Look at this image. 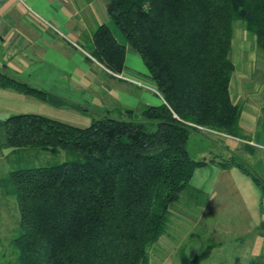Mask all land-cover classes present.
Returning a JSON list of instances; mask_svg holds the SVG:
<instances>
[{
	"label": "trees",
	"instance_id": "1",
	"mask_svg": "<svg viewBox=\"0 0 264 264\" xmlns=\"http://www.w3.org/2000/svg\"><path fill=\"white\" fill-rule=\"evenodd\" d=\"M110 4V20L126 43L102 25L93 36V57L121 74L131 47L164 103L124 109L117 117L107 111L84 128L37 114L11 115L0 123V149L75 156L53 166L17 168L0 179L20 214L12 242L15 264H151L150 249L168 235L171 209L190 189L194 171L208 164L191 156V133L247 139L242 107L230 94L233 42L240 23L264 57V0ZM0 87L57 107L66 104L2 71ZM220 165L240 169L264 197V181L243 156L231 154ZM211 250L183 252L180 264H201Z\"/></svg>",
	"mask_w": 264,
	"mask_h": 264
},
{
	"label": "crops",
	"instance_id": "2",
	"mask_svg": "<svg viewBox=\"0 0 264 264\" xmlns=\"http://www.w3.org/2000/svg\"><path fill=\"white\" fill-rule=\"evenodd\" d=\"M109 5L110 0H0V71L46 90L66 103L57 107L0 87V123L11 115L37 114L84 128L107 111L120 115L124 109L141 110L164 103L153 88L149 72L130 69L126 61L123 73L116 74L93 57L96 30L108 25L116 34L111 26ZM116 37L121 42L117 34ZM128 53L141 59L129 46ZM263 124V115L255 110L242 114L240 125L247 139H234L239 144L236 152L229 150L230 154H242L249 160L256 154L263 157L258 151L264 150ZM248 147L254 151L250 152ZM0 150L5 158L8 150ZM220 162L209 161L197 168L191 179L189 191L195 197H206V202H199L195 210L191 204L185 205V200L172 209L179 207L180 218L198 223L208 215L213 217L209 233L219 240L215 253L221 255V261L227 240L232 239L234 250L240 252L232 259L234 262L264 264L261 190L240 169L223 168Z\"/></svg>",
	"mask_w": 264,
	"mask_h": 264
},
{
	"label": "rangeland",
	"instance_id": "3",
	"mask_svg": "<svg viewBox=\"0 0 264 264\" xmlns=\"http://www.w3.org/2000/svg\"><path fill=\"white\" fill-rule=\"evenodd\" d=\"M111 26L120 41L126 43L123 35L113 22H111ZM232 59L236 66L230 87L232 100L242 107V114L247 113L249 110H255L258 115L262 116L264 110V57L256 45L255 37L247 33L240 23L237 26L233 43ZM126 61V65L130 69H142L147 73L149 72L142 58L136 59L128 53ZM120 76L130 82L133 81L129 77ZM136 84L147 87L137 81ZM153 88L156 89L154 82ZM113 115L117 117L118 114L114 113ZM98 118L94 117V119ZM238 144L236 140L216 133L193 131L189 139L188 149L193 159L197 161H223V159H228L231 155L227 147H230V151L236 152ZM261 147H264V144ZM7 150L8 155L6 154L5 158H2L0 150V179L5 178L10 171L17 168L53 166L75 159L74 155L64 151L54 155L39 151L36 148H26L17 151H12L9 148ZM258 151L263 157L256 154L253 159L249 160L244 155L243 159L252 166L256 175L264 181V150L259 149ZM195 196L192 191L187 190L181 194L180 201L175 203V206L186 200L185 205L191 204V207L196 210L199 202L207 201L204 196ZM200 215L195 214L196 217H200ZM181 216L179 207L172 209L168 235L161 237L158 243L150 249L151 264H180V257L183 252L187 255L195 256L203 253L210 245L212 246L210 256L201 264H239L232 260L240 255V252L234 250V245L231 243L232 239L227 240L226 251L222 254V261L221 255L215 253V246L219 240H216L209 233L211 231L209 227L214 221L212 216L204 217L201 223L187 219L183 220V218H180ZM195 223L196 225H194ZM19 232L20 214L17 201L0 184V264H15L16 254L12 242Z\"/></svg>",
	"mask_w": 264,
	"mask_h": 264
},
{
	"label": "water",
	"instance_id": "4",
	"mask_svg": "<svg viewBox=\"0 0 264 264\" xmlns=\"http://www.w3.org/2000/svg\"><path fill=\"white\" fill-rule=\"evenodd\" d=\"M112 11H113V7H112V4H110V5H109V8H108V12H109V14H111Z\"/></svg>",
	"mask_w": 264,
	"mask_h": 264
},
{
	"label": "built area",
	"instance_id": "5",
	"mask_svg": "<svg viewBox=\"0 0 264 264\" xmlns=\"http://www.w3.org/2000/svg\"><path fill=\"white\" fill-rule=\"evenodd\" d=\"M119 77H121L120 75H118ZM122 78V77H121ZM133 82V81H132Z\"/></svg>",
	"mask_w": 264,
	"mask_h": 264
}]
</instances>
